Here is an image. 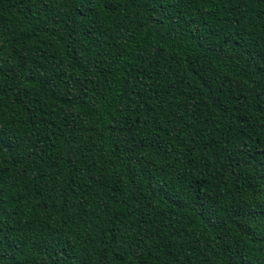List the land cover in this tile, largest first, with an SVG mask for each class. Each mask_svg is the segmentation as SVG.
<instances>
[{"label": "trees", "instance_id": "trees-1", "mask_svg": "<svg viewBox=\"0 0 264 264\" xmlns=\"http://www.w3.org/2000/svg\"><path fill=\"white\" fill-rule=\"evenodd\" d=\"M0 264H264V0H0Z\"/></svg>", "mask_w": 264, "mask_h": 264}]
</instances>
